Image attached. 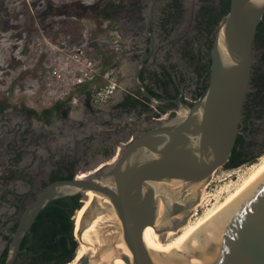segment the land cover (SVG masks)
<instances>
[{
	"label": "rangeland",
	"instance_id": "obj_1",
	"mask_svg": "<svg viewBox=\"0 0 264 264\" xmlns=\"http://www.w3.org/2000/svg\"><path fill=\"white\" fill-rule=\"evenodd\" d=\"M153 1L0 0V108L5 106L0 112V253L7 245L1 225L9 228L19 219L18 215L7 225L1 222L13 213L9 202H18L23 211L60 164L74 162V173L78 171L83 176L112 163L130 138L159 123L153 118L162 117L165 121L174 118L151 104L146 111L136 108L125 112L116 107L119 97L141 96L132 78L142 56L139 47L144 38L154 39L153 54L146 64L145 86L160 92L156 80L164 78L163 71L179 76L182 82L188 81V72L199 85L197 63L191 59L210 57L220 23L208 35L199 28L197 17L202 7L217 8L220 0H182L183 9L174 6L164 16L162 26L155 23L147 34L145 25ZM176 1H157L155 15L161 14L167 2ZM137 18L142 22L135 26ZM47 43L62 50L83 49L98 62L103 73L101 79L86 87L95 92L109 82H116L119 88L112 99L104 104L90 100L88 106L85 93L77 91L60 107L67 110L66 117L58 112L43 116V111L55 105L41 104L38 98L54 55ZM255 55L259 57L253 51V64ZM196 87L188 88V97ZM251 92L249 87L248 93ZM27 109L35 110L36 117L29 116ZM255 111L257 108L251 116L254 122L250 138L243 145L245 156L254 158L253 161L234 169H218L202 189L197 207L177 229L179 233L172 231L177 233L163 238L162 246L219 207L264 163V113L257 118ZM88 151L91 157L87 156ZM18 154L22 161L13 167ZM73 154V160L66 159Z\"/></svg>",
	"mask_w": 264,
	"mask_h": 264
},
{
	"label": "water",
	"instance_id": "obj_2",
	"mask_svg": "<svg viewBox=\"0 0 264 264\" xmlns=\"http://www.w3.org/2000/svg\"><path fill=\"white\" fill-rule=\"evenodd\" d=\"M263 16L264 0H230L213 40L207 88L199 101L175 102L174 118L130 138L112 165L83 178L77 171L71 179L47 183L20 212L14 231L1 225L10 237L4 264H14L23 238L50 202L76 195L82 200L88 192L101 202L83 213L76 233L74 222L78 244L85 230L108 213L105 200L115 221L99 225L98 242L76 264H114L116 257L122 264H264V173L180 249L153 260L141 236L146 227L158 236L181 227L198 205L204 184L229 162L241 134L255 35ZM143 64L133 81L141 97L158 108L162 103L139 79ZM118 247L125 255H119Z\"/></svg>",
	"mask_w": 264,
	"mask_h": 264
},
{
	"label": "trees",
	"instance_id": "obj_3",
	"mask_svg": "<svg viewBox=\"0 0 264 264\" xmlns=\"http://www.w3.org/2000/svg\"><path fill=\"white\" fill-rule=\"evenodd\" d=\"M229 2L230 0H220V5L217 8L212 6L201 8L197 17V23L202 32L208 35L211 34L214 28L223 21L229 10ZM254 51L259 54V57L255 55V58H257L252 67L250 80L252 92L247 93L243 106V116L245 118L252 116L253 110L256 108L257 111L255 113L257 118H262L264 113V16L255 35ZM191 61L197 63L195 73L199 80V85L194 90L192 96L194 99H200L207 88L210 59L204 62L202 58H199L196 61L193 56ZM163 77V80H156V85L161 93L167 94V85L171 83V79L168 74H164ZM77 91L85 93L87 105L89 106L93 94L92 87H81ZM148 92L157 99L161 98V95L152 89H148ZM66 100L58 102L50 109L43 111V116H48V114L58 111L60 107L68 102V99ZM148 104L147 100L141 96L139 98L138 96L127 95L117 105V108L125 112L135 110L136 108L146 111ZM4 109L5 106H1L0 112L4 111ZM26 112L29 116L36 117L35 110L27 109ZM66 116L67 110H63L61 117L64 118ZM244 143V137L238 136L229 162L224 166L225 169H234L253 161L254 158L249 160L244 159ZM74 166V162L60 166L51 173L50 182L71 179L75 174ZM80 200V196L76 195L50 202L41 211L30 231L23 238L20 252L14 264H76L77 250L80 244H78L74 237V216L79 211L81 205L85 206V203L82 202L83 204H81ZM15 227L16 224L10 230L14 231ZM4 239L7 241V245L0 253V264H4L6 261L9 250L10 237L5 235Z\"/></svg>",
	"mask_w": 264,
	"mask_h": 264
},
{
	"label": "built area",
	"instance_id": "obj_4",
	"mask_svg": "<svg viewBox=\"0 0 264 264\" xmlns=\"http://www.w3.org/2000/svg\"><path fill=\"white\" fill-rule=\"evenodd\" d=\"M47 47L54 55L44 89L38 97L41 104L52 105L64 101L79 88L94 84L102 78V67L98 62L89 58L83 49L62 50L48 43ZM117 88L119 85L116 82H109L108 86L100 87L93 92L91 101L104 104L112 99ZM190 100L193 104L199 101L194 98ZM155 120L164 121L165 118L157 117Z\"/></svg>",
	"mask_w": 264,
	"mask_h": 264
},
{
	"label": "bare ground",
	"instance_id": "obj_5",
	"mask_svg": "<svg viewBox=\"0 0 264 264\" xmlns=\"http://www.w3.org/2000/svg\"><path fill=\"white\" fill-rule=\"evenodd\" d=\"M121 150L122 148L119 149L115 160L112 163H109L108 165H112L116 161ZM263 173H264V163L255 171L254 174L251 175V177L241 187H239L231 196H229L225 202H222V204H220L219 207L211 211L209 214L205 215L203 218L197 221V223L188 226L185 230H183V232L180 235H178L170 244L166 246H162V241H163L162 239L170 234L177 233L179 230H177V232L167 231L162 236H158L151 228L149 227L144 228L141 231V236L144 242L151 250L152 259L154 260L155 255H159L163 253L165 254L180 249L188 239H190L193 235H195L204 225L213 221L219 214H221L232 202H234L245 190H247ZM83 177H85V175L79 176V178H83ZM204 187L205 188L207 187V183L204 184ZM82 201L84 203L87 202V207L84 206L83 209L77 211L74 216L76 232L79 228L80 220L83 213H85V211L95 203L96 205L97 204L100 205L101 199L94 193L88 192L86 197L83 198ZM104 206L108 209V213L104 217H99L98 219H96L93 222V224L88 229H86L82 235V242L79 243L80 246L77 250V261L85 253L92 252L91 245H95L98 242L99 234L97 229L99 225L103 223L115 221L114 211L110 203L105 200ZM162 215H163V211L162 208L159 206L157 211L158 224L161 223ZM86 244L90 245V247H87ZM153 249H155L154 252H152ZM117 251L119 255H125V252L121 247H118ZM109 255H107L108 258L110 257ZM114 264H122L121 259L119 257H116L114 260Z\"/></svg>",
	"mask_w": 264,
	"mask_h": 264
},
{
	"label": "flooded vegetation",
	"instance_id": "obj_6",
	"mask_svg": "<svg viewBox=\"0 0 264 264\" xmlns=\"http://www.w3.org/2000/svg\"><path fill=\"white\" fill-rule=\"evenodd\" d=\"M139 1H141L140 3H144L145 0H139ZM157 1H159V0H154L153 3H152V5H151V7H150V9H149L150 11H149L147 23L145 25L146 26L145 27V32L147 34H149V31H150L151 26H153L155 23H159L162 26L163 21L165 20L164 19V16H166L170 10L172 11L173 8H174V6L178 5V9H183L184 6H185V4L182 3V0L176 1L175 4L170 3V2H167L164 5L163 9H161V14L158 13V15L156 16L155 15V12L157 10L154 11V8L156 9V3H157ZM219 5H220V1L218 2V6L217 7H219ZM144 19H145V17H144ZM134 21H136L135 26L137 24H140L142 22V20L140 18L134 19ZM139 48H141L142 56H141V58L139 60L138 65L135 67L136 68L135 72L137 71V69H138L141 61H144L143 67H142V69H141V71L139 73V79L142 82H144L145 75H146V70L148 69L146 67V64H147L148 60L152 57V54H153L154 39L151 36H148L147 38H144L143 41H142V43H141V47H139ZM208 59H210V57L209 56H206L205 58H203V61L205 62ZM186 73H187V75H189L188 76L189 77L188 78V81L182 82L179 76L173 75L169 71H163V72H161V76H164V74H168L169 77H170V79H171V83L167 85V94H163L161 92H157L156 91L158 94L161 95V98L160 99H157V98L156 99L159 100L162 103L158 107V109L162 113L169 114L171 117H174L176 115V110H177V105H176L175 102H177V101H182V102L188 103L190 105L193 104V102L191 100L189 101L190 98L188 99V95H190L188 93V88L190 86H198V85H196V81L197 80L192 75H190L188 72H186ZM132 81H133V78H132ZM207 83H208V81H207ZM133 84L135 86L134 81H133ZM147 89H150V88L147 87ZM193 90H195V88ZM189 92H191V90ZM192 92H194V91H192ZM192 94L193 93H191V96H189V97H192L193 98ZM62 111L63 110L59 109L58 111H54L53 113L56 114L58 112L61 115V112ZM158 115H159V113H158ZM155 119H157V118H155ZM155 119L153 118L152 120L153 121H159V120H155ZM252 122H254V118L253 117L249 116L248 118H244V116H243V118H242V127H241V134L239 136L244 137L245 142L247 140H249V138H250V129H251ZM51 123H52V121H51ZM89 153H90V151L87 152V156L88 157H91V154L92 153L91 154H89ZM100 153H103V151H101ZM74 156L75 155L73 154V155H71V157H67L66 159H69L70 158V159L73 160V157ZM79 158L82 160L84 157H79ZM244 159L249 160L251 158H249V157L247 158L245 156ZM21 161H22V157H20V154H18L16 156L15 161H13V167L19 165L21 163ZM62 165H64V164H60V166H62ZM58 168H56L55 170H57ZM50 176H51V174H49L48 177H47V183L50 182ZM9 194L14 195V192L11 191V190H9ZM16 197H18V196H16ZM8 204L13 209V213H11V215H9L7 218H5L4 220L1 221L2 223L3 222H6L5 223L6 225L8 223H10V221L14 220L20 214V212L22 211L21 205L18 202H9ZM12 227L13 226L9 227V229H11ZM6 235H7V233H6Z\"/></svg>",
	"mask_w": 264,
	"mask_h": 264
},
{
	"label": "crops",
	"instance_id": "obj_7",
	"mask_svg": "<svg viewBox=\"0 0 264 264\" xmlns=\"http://www.w3.org/2000/svg\"><path fill=\"white\" fill-rule=\"evenodd\" d=\"M127 95H131V94H127ZM127 95H124V96H122V97H119L118 100H119L120 102H118V104L121 103V102L123 101V98H124L125 96H127ZM118 104H116V107H117Z\"/></svg>",
	"mask_w": 264,
	"mask_h": 264
}]
</instances>
